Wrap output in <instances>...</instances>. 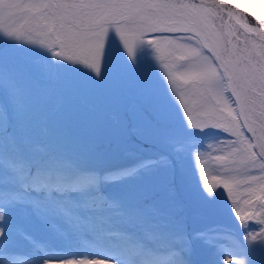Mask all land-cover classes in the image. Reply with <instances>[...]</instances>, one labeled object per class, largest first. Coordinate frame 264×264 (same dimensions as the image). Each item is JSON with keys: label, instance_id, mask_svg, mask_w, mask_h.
Returning <instances> with one entry per match:
<instances>
[{"label": "snow or ice", "instance_id": "6c2138e0", "mask_svg": "<svg viewBox=\"0 0 264 264\" xmlns=\"http://www.w3.org/2000/svg\"><path fill=\"white\" fill-rule=\"evenodd\" d=\"M209 138L228 149L212 183ZM220 211L234 229L190 226ZM256 250L264 19L227 0H0V264H261Z\"/></svg>", "mask_w": 264, "mask_h": 264}, {"label": "rangeland", "instance_id": "374dc122", "mask_svg": "<svg viewBox=\"0 0 264 264\" xmlns=\"http://www.w3.org/2000/svg\"><path fill=\"white\" fill-rule=\"evenodd\" d=\"M227 2L233 4L237 9L239 8V10L244 13L258 16L261 19H264V0H227ZM117 42L119 43L118 38ZM188 135H191V133H189ZM201 138L203 139L206 137H204L202 134ZM204 145V148L201 149L204 155L202 157V164L200 166L205 172L209 183H212L214 177H222L224 175V168L221 162L216 161L214 157L216 155H223L226 151H228V149L225 148L223 149V151H219L218 149L223 148V145L218 144L214 139L211 138L206 139L204 141ZM208 145H211V147H209ZM243 187L244 186L242 185L241 190ZM106 191H112V189H106ZM245 198L246 197L243 195H241L239 198V206L242 212L249 210V206L243 203V200ZM213 225L221 226L224 229H234V227H236L232 219V215L223 211L207 214L203 220L194 221L190 226L199 229L210 228ZM19 253L23 257L26 256L25 254L29 255L30 257L33 255L32 250L27 245L22 246L19 249ZM254 256L260 259L261 264H264V251L256 250L254 252Z\"/></svg>", "mask_w": 264, "mask_h": 264}, {"label": "bare ground", "instance_id": "6f19581e", "mask_svg": "<svg viewBox=\"0 0 264 264\" xmlns=\"http://www.w3.org/2000/svg\"><path fill=\"white\" fill-rule=\"evenodd\" d=\"M254 3V2H253ZM239 9V8H238Z\"/></svg>", "mask_w": 264, "mask_h": 264}]
</instances>
